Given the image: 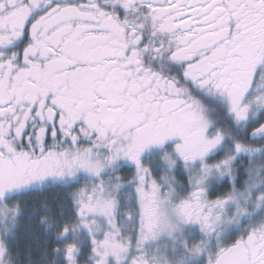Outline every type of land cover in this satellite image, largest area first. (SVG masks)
<instances>
[{
  "label": "snow or ice",
  "instance_id": "snow-or-ice-1",
  "mask_svg": "<svg viewBox=\"0 0 264 264\" xmlns=\"http://www.w3.org/2000/svg\"><path fill=\"white\" fill-rule=\"evenodd\" d=\"M0 264H264V0H0Z\"/></svg>",
  "mask_w": 264,
  "mask_h": 264
},
{
  "label": "trees",
  "instance_id": "trees-1",
  "mask_svg": "<svg viewBox=\"0 0 264 264\" xmlns=\"http://www.w3.org/2000/svg\"><path fill=\"white\" fill-rule=\"evenodd\" d=\"M63 193L58 192L57 190H48L45 192H39V193H33L31 196L27 197L29 200H49L54 201L60 196H62Z\"/></svg>",
  "mask_w": 264,
  "mask_h": 264
}]
</instances>
